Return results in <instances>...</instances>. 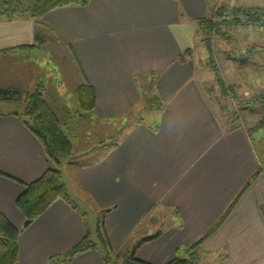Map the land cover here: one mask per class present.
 <instances>
[{
  "label": "crops",
  "instance_id": "crops-1",
  "mask_svg": "<svg viewBox=\"0 0 264 264\" xmlns=\"http://www.w3.org/2000/svg\"><path fill=\"white\" fill-rule=\"evenodd\" d=\"M255 1L91 0L84 7L45 14L41 40L31 18L0 20L1 88L29 93L40 84L45 96L43 79L54 72L53 35L69 41L84 83L94 87L97 102L91 115L97 121L129 120L143 99L142 85L155 87L161 107L150 123L138 118L98 158L61 166L68 190L70 180L80 190L76 196L90 201L96 215L116 206L103 227L112 251L130 250L161 231L136 256L166 264L179 248L203 238L250 184L223 224L203 241L198 264H264V174L252 179L259 160L250 134L241 125L219 121L193 64L196 20L220 6L249 7ZM49 168L55 165L39 139L18 117L0 114V211L21 231L19 264H55L51 259L67 253L87 231L83 213L61 199L25 227L17 199L25 184ZM162 211L174 216L171 223L132 241L145 219ZM103 247L56 264H106L108 246Z\"/></svg>",
  "mask_w": 264,
  "mask_h": 264
},
{
  "label": "rangeland",
  "instance_id": "rangeland-1",
  "mask_svg": "<svg viewBox=\"0 0 264 264\" xmlns=\"http://www.w3.org/2000/svg\"><path fill=\"white\" fill-rule=\"evenodd\" d=\"M32 2L33 0L22 1L25 7ZM251 5L264 7V0H256ZM223 7L227 8L224 16L231 18V10L239 6L225 5ZM213 17L215 20L218 19L216 15ZM227 30H230L236 38L230 41L226 39L223 31ZM53 36L54 39L50 41L53 55L50 70L54 72L43 79L44 84L48 85L45 99L61 121L63 130L72 142L75 152L78 154L89 152L87 155H77L76 160L90 162L105 151L104 146L111 145L112 140L118 141L138 118L150 123L159 113L161 104L158 105L159 103L156 102L155 87L149 89L150 87L142 85L143 99L129 120L103 123L97 121L92 115L79 117L80 108L75 101L74 90L84 83L82 73L70 50L69 41L56 35ZM203 37V33H198L193 52L195 53L193 64L196 78L202 91L224 126L236 124L249 131L251 127L260 122L264 115L258 101L259 95L264 94V26L259 23L243 24L234 29L223 26L211 37V51L202 41ZM248 50L253 52L251 56ZM247 57H250L249 60ZM147 90H150L149 94ZM254 100H256L255 103ZM248 103L255 107L254 112L244 109ZM67 126L73 128V131L71 132ZM251 136L254 141L264 138V127L252 132ZM106 142L108 144L102 145ZM67 166L68 164L64 167L67 169ZM68 183L72 203L83 213L91 240L98 248H104L97 228L98 215L93 212L91 202L84 203L76 196L81 195L80 190H77L78 187L70 180ZM173 217L163 211L149 215L137 235H133L132 241L135 237L141 239L143 235H152L157 230L166 228ZM113 252V257H115L116 252Z\"/></svg>",
  "mask_w": 264,
  "mask_h": 264
},
{
  "label": "trees",
  "instance_id": "trees-1",
  "mask_svg": "<svg viewBox=\"0 0 264 264\" xmlns=\"http://www.w3.org/2000/svg\"><path fill=\"white\" fill-rule=\"evenodd\" d=\"M23 0H0V20H14L28 17L35 21L37 29V40H41L38 31L44 28L42 18L48 12L66 6H87L91 0H33L30 5L25 7ZM226 7L220 6L211 11L208 17H202L196 20L198 33H203L202 41L207 45L208 50H212L211 37L214 32H218L221 27L225 26L230 29L238 28L243 24H256L264 26V7H235L231 10L232 17L224 16ZM217 16V20L213 16ZM225 38L233 40L236 38L230 30L223 31ZM190 50H188L189 52ZM249 56L253 52L248 50ZM250 57H247L249 60ZM180 61H185L181 56ZM154 82L151 83V85ZM225 89V87H224ZM75 100L79 106V116L88 117L95 109L97 95L94 87L85 82L75 88ZM256 100L253 102L255 103ZM259 107L264 111V94L258 97ZM254 112L256 109L252 105L244 106V109ZM0 114H10L18 117L26 127L39 139L42 143L46 154L55 165V168L47 169L40 178L25 184V191L17 199V206L25 215L27 221L25 227L30 226L37 218H39L55 201L64 200L69 204H73L71 196L61 171L64 163L75 164L78 153L67 134L63 130L62 123L59 120L52 107L45 99L41 85L37 86L33 91L25 93L17 88H1L0 87ZM264 127V115L260 122L249 129V134ZM254 130V131H253ZM251 137L253 149L259 160V170L253 176L255 180L259 175L264 174V138L255 140ZM250 184L245 186L234 203L229 207L220 221L211 228L203 238L198 242L177 250L176 257L166 264H198L201 259V245L203 241L211 236L227 219L229 214L236 207L240 195L248 189ZM74 205V204H73ZM116 206L104 208L98 216V232L101 241L108 246L105 256L106 264H152L136 256L137 249L146 241H150L161 236L159 231L151 237L140 240L130 250L118 251L113 257L114 252L108 245L106 235L104 233V221L107 213ZM21 231L0 211V264H19V237ZM96 247L91 240L90 234L86 231L84 237L75 244L67 253L53 257L52 263L67 261L70 263L76 256L85 253Z\"/></svg>",
  "mask_w": 264,
  "mask_h": 264
}]
</instances>
